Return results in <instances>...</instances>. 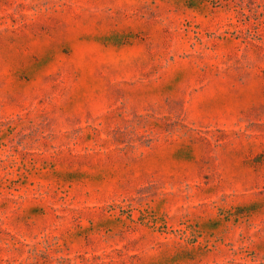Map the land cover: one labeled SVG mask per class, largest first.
I'll use <instances>...</instances> for the list:
<instances>
[{"label":"rangeland","instance_id":"1","mask_svg":"<svg viewBox=\"0 0 264 264\" xmlns=\"http://www.w3.org/2000/svg\"><path fill=\"white\" fill-rule=\"evenodd\" d=\"M0 264H264V0H0Z\"/></svg>","mask_w":264,"mask_h":264}]
</instances>
